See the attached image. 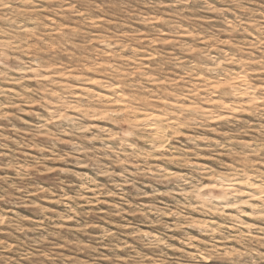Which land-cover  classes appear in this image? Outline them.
<instances>
[{
    "label": "rangeland",
    "instance_id": "obj_1",
    "mask_svg": "<svg viewBox=\"0 0 264 264\" xmlns=\"http://www.w3.org/2000/svg\"><path fill=\"white\" fill-rule=\"evenodd\" d=\"M263 185L264 0H0V264H264Z\"/></svg>",
    "mask_w": 264,
    "mask_h": 264
},
{
    "label": "bare ground",
    "instance_id": "obj_2",
    "mask_svg": "<svg viewBox=\"0 0 264 264\" xmlns=\"http://www.w3.org/2000/svg\"><path fill=\"white\" fill-rule=\"evenodd\" d=\"M216 182V181H215ZM230 186V185H229ZM264 186V185H263ZM220 187V186H219ZM234 187V186H233ZM224 188V187H223ZM226 188V187H225ZM254 188V187H253ZM255 189V188H254ZM225 192V191H224ZM226 193V192H225ZM227 204V203H226ZM257 213V212H256Z\"/></svg>",
    "mask_w": 264,
    "mask_h": 264
}]
</instances>
